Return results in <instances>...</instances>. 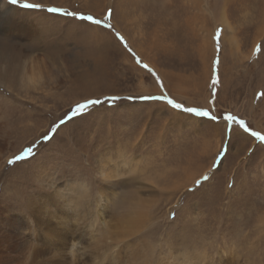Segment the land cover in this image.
<instances>
[{"label": "rangeland", "instance_id": "obj_1", "mask_svg": "<svg viewBox=\"0 0 264 264\" xmlns=\"http://www.w3.org/2000/svg\"><path fill=\"white\" fill-rule=\"evenodd\" d=\"M225 1L0 0V264H264V22Z\"/></svg>", "mask_w": 264, "mask_h": 264}, {"label": "snow or ice", "instance_id": "obj_2", "mask_svg": "<svg viewBox=\"0 0 264 264\" xmlns=\"http://www.w3.org/2000/svg\"><path fill=\"white\" fill-rule=\"evenodd\" d=\"M9 3L13 4V5H19L23 8H29V9H40L42 8V5L40 4H36V3H29V2H23L21 3V0H9ZM46 12L48 13H59V14H63V15H70L73 17H78L80 20L82 21H90L91 23L97 25V26H104L107 29H111V25L107 23V21L109 20L110 16H111V11H109V13L107 15L104 16L103 20H98V19H93L92 16H84L75 12H68L67 10L61 9V8H57V7H49L44 9ZM113 35L115 36L116 40L120 42V44L129 52H131V49L128 48L127 46V42L125 41L124 37L119 33V32H114ZM219 36H220V30L218 29L216 32V35L214 37V39L217 41V44L219 43ZM141 62L139 60H137V64H140ZM143 68L147 69L150 73H153V70L148 68L147 65H141ZM154 74V73H153ZM159 83V81H158ZM216 83V80L213 79V84ZM143 99H160V97H150V96H146V97H142ZM107 99H111V100H115L117 99V97H111V98H107ZM163 99H165L167 101V103L174 109H179L183 112L186 113H191L195 116L198 117H208L209 116V111L207 110H201L198 107H185L183 105H181L180 103H176L175 101L168 99L167 97H163ZM103 103V101H101L99 98L97 99H88L86 100L84 103H78L75 107V109L71 110L73 111V114H75V112L77 111H82L83 109L87 108L89 105H97V104H101ZM211 120L219 122L218 118L216 116H211L210 117ZM223 120L225 122V124H227L228 122H235L237 120V117L231 114L225 115L223 117ZM61 122L63 123V120H61ZM239 127L241 129H243V131L245 133L249 132V129L245 126V121L240 120L239 123ZM251 135L254 137H257L259 139H261L262 141H264V135H261V133L259 132H251ZM28 152H31V148L27 149ZM23 158V154L20 156L15 157L16 160H20ZM14 161L10 160L8 161V163H13ZM208 179L207 176H204L201 180H197L195 183L197 186H199L203 181H206ZM188 191H194V189H188ZM173 218H174V214H173Z\"/></svg>", "mask_w": 264, "mask_h": 264}, {"label": "bare ground", "instance_id": "obj_3", "mask_svg": "<svg viewBox=\"0 0 264 264\" xmlns=\"http://www.w3.org/2000/svg\"><path fill=\"white\" fill-rule=\"evenodd\" d=\"M231 4H235V5L237 4L238 5V9H240V10L246 9L247 12L246 11L245 12L247 14L245 13L246 15H244L245 16L244 19L248 20L247 21V24L249 25L248 27L255 26L256 27V31L255 32H257V34L258 33H260V34L263 33V30H264V29L262 30L263 27L261 29L257 28V27H259L258 26L259 24L264 22V0H226L225 1L226 8L224 9V7H223L222 14H221V17H220V21H222L225 24H227V21H226V18H225V16H226L225 13L227 11H229V10H226V9H228V6L231 5ZM25 71H27L26 73L28 74L27 77H28V80H29L30 83L31 82L34 83V81L36 82L35 78L38 75L37 73H41L40 67L35 62H34V64L32 62L29 63L28 69H26ZM39 78H40V76H39ZM40 79L42 80V78H40ZM0 207H1L0 210L3 212V213H0V221H2L5 225H13V227H15L16 229H19L22 225H24V220L22 219L21 216L15 215V213H12L9 216H7L8 215L7 214V209H5L4 206H0ZM11 207H13L12 204H11ZM3 230H9V229H3ZM55 236L57 237L59 235L55 234ZM16 237H17V233L14 232V231H10V230L7 231L6 233H4L3 235H0V248L2 247L3 251L7 252L5 257L8 256V252H9L8 249L10 248V243L12 241H14ZM72 238H74V235H73ZM64 239H66V238H64ZM17 244H19V242H17ZM71 244H72V242H71ZM73 244H72V246H73Z\"/></svg>", "mask_w": 264, "mask_h": 264}]
</instances>
